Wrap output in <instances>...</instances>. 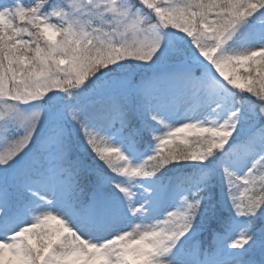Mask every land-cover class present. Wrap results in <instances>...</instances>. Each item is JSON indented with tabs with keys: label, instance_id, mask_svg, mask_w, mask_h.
<instances>
[{
	"label": "snow or ice",
	"instance_id": "6c2138e0",
	"mask_svg": "<svg viewBox=\"0 0 264 264\" xmlns=\"http://www.w3.org/2000/svg\"><path fill=\"white\" fill-rule=\"evenodd\" d=\"M0 264H264V0H0Z\"/></svg>",
	"mask_w": 264,
	"mask_h": 264
}]
</instances>
